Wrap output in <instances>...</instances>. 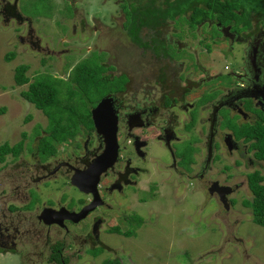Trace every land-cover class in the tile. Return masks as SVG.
<instances>
[{
  "label": "flooded vegetation",
  "instance_id": "1",
  "mask_svg": "<svg viewBox=\"0 0 264 264\" xmlns=\"http://www.w3.org/2000/svg\"><path fill=\"white\" fill-rule=\"evenodd\" d=\"M39 1L45 11L30 15L24 6L27 0H0L2 31L16 27L11 35L16 39L17 50L7 53L13 55L11 61L20 55L38 56L40 65L49 68L60 63L64 70L76 55L62 46L72 44L71 38L79 32L75 26L71 32L66 31L57 16L69 21L80 14V33H94L95 40L102 39L98 26L89 23L76 0H68L57 10L52 0ZM52 18L55 26L45 23L38 27L40 21ZM204 27L210 29V35L201 34ZM236 28L234 24L204 19L195 28L200 34L197 42L203 44L197 45L198 51L177 38L181 31L166 33V46L173 47L177 54L185 49L191 54L231 57L237 63L236 72H231L227 64L214 72L201 61H193L187 67V59L167 52L156 59L162 66L157 71L150 62L145 71L134 70L136 63L127 66L133 70L109 63L114 68L109 74L126 78L122 90L103 97L111 99L117 117L116 162L100 176L94 195L72 184V179H80L104 149L103 138L94 126L88 132L82 129L74 142L67 140L59 149L56 147L55 155L29 153L30 157L23 159L20 176L15 177L17 184L6 182L4 188H10L1 195L0 255L21 254L23 264H80L88 258L97 259L104 252L112 254L104 237H133L143 224L137 209L145 207L149 218L156 213L150 204L157 202L162 192L166 196L174 193L177 198L188 187L216 200L225 209L219 195L223 190L229 207L226 211L238 205L246 208L244 202L253 198L250 176L257 175L258 184L264 185V160L257 156V145L264 139V27L252 20L248 32L238 34ZM50 30L58 36L50 35ZM93 52L103 53L93 49L89 56ZM44 74L67 81L61 75ZM157 146L163 149L164 157L154 151ZM18 160L19 156L12 158L14 164ZM144 194L151 198L143 199ZM89 207L83 219L71 220ZM45 209L52 210L46 220L55 222H45L41 216ZM122 220L126 222L124 231L119 223ZM111 221L115 223L109 225ZM115 260L118 259L113 256L108 261Z\"/></svg>",
  "mask_w": 264,
  "mask_h": 264
},
{
  "label": "rangeland",
  "instance_id": "2",
  "mask_svg": "<svg viewBox=\"0 0 264 264\" xmlns=\"http://www.w3.org/2000/svg\"><path fill=\"white\" fill-rule=\"evenodd\" d=\"M253 1L255 2V0ZM66 2L69 1L52 0V6H55L57 10L63 8L67 4ZM76 3V6L83 10L89 23L97 25L98 33L103 36L102 39L95 40L94 33L93 35L81 34L79 13V16H76L73 20L69 19V21L62 16H57L56 19H60L61 23H64L66 31L71 32V29L75 26L77 32H79L71 38L72 44L65 43L62 46L65 49H70L76 55L75 59L64 70L60 68V63H56L49 68L40 65L38 56L20 55L21 57L18 56L11 62L6 61L5 56L7 53L11 50H17L15 48L16 39L14 35H11L12 31L15 32L16 27H9L4 33L2 31L4 29L1 28L3 25L0 24V110L4 109V112L0 113V145L5 142L10 145L18 144L23 139L22 134L26 133L23 150L19 155V160L15 163L16 165L21 163V166H15L11 155L6 156L4 163H0V201L1 195L10 188V186H7L5 189V183L14 182L17 184L15 177L20 176L19 172L23 169V159L30 157V152L27 150L28 145L35 147L37 144L39 137L32 139L34 128L38 125L41 126L40 135L43 136L45 135L43 130L47 125V119L42 112L20 95L21 92L27 90V85H15L13 80L14 68L22 64L28 65L27 76L31 80L39 73L61 75L68 80L69 70L89 56L93 49L105 53L106 62L109 59L107 63H114L115 65L136 63V53L132 49L129 48L130 53H133L123 58L119 54L122 56L126 52H118V50L116 52L115 50V45L118 42L119 47H127V45L132 47L130 40L120 31H122V22L125 20L123 7L127 5L129 8H134L136 6L134 1L76 0ZM24 4L30 15L34 13L42 14L45 11L44 5L39 0H27ZM258 9L264 11V5H258ZM54 21L53 18L50 21H40L38 27H42L45 23L50 24L51 27L55 26ZM168 25V31H174V29L176 32L181 31V34L176 35L177 38L191 45L193 49L199 50L197 45L201 42L198 43L197 38L200 34L195 29L188 32L185 25L180 22L175 23L177 28L174 27L173 22ZM248 29L236 28L238 34L246 33ZM209 30L204 27L201 34L210 35ZM50 33L55 37L58 36L55 31L50 30ZM214 34L215 37L218 36L216 32ZM121 50H124V48ZM174 51L173 47L166 46V52L169 55L174 56L176 54L180 58L187 59V67L193 61H201L208 68L211 67L214 72L222 70L221 68L226 64L231 68V72H236L238 68L233 58L227 57L225 59V56L221 54L211 56L203 55V53L191 54L185 49L177 54ZM88 106L90 105L87 101ZM27 117H30L28 122H26ZM78 137L80 136L78 135ZM66 141L67 139L62 142L56 141L57 149ZM162 150L159 146L154 147V151L158 155L164 154ZM40 155L44 156L42 153ZM3 164H6V167L2 168ZM14 183L11 184L15 185ZM33 185L31 184L32 187ZM188 189L184 194L183 191L178 194L177 198H175L174 193L173 196H166L163 195L165 192H162L158 197V201L150 204L152 212L155 211L156 213L149 215V218H147L145 207L137 209L136 213L143 218V224L133 237L126 238L121 234L109 238L104 237L103 242L111 248L112 254L104 252L97 259L88 258L80 264H100L103 259L108 258L109 260L113 256L119 260L120 264H190L191 262L192 264H264V228L253 223L249 208L246 209L238 205L226 211V209L219 206L216 200L208 199L202 193L193 192L191 187H188ZM246 195L250 196V193L247 191ZM143 196V199L148 200L151 198L146 197V194ZM127 205H130V203H127ZM114 223L115 221H111L109 225ZM119 223L122 231H124L126 222L122 220ZM21 256V254H2L0 255V264H23Z\"/></svg>",
  "mask_w": 264,
  "mask_h": 264
},
{
  "label": "trees",
  "instance_id": "3",
  "mask_svg": "<svg viewBox=\"0 0 264 264\" xmlns=\"http://www.w3.org/2000/svg\"><path fill=\"white\" fill-rule=\"evenodd\" d=\"M133 1L136 5L134 8H129L127 5L123 7L125 20L120 31L131 40L132 47H128L129 45L119 47V42L116 45L118 52H126L122 56L119 54L122 58L133 53H130V49L136 53V65L134 64L133 67L137 71H145V65L148 66L149 62L156 71L159 67L162 68L156 59L167 55L166 41H169V37L166 35V28L170 22H173L175 28H177L176 22L184 24L188 32L193 31L196 25L206 18L215 19L223 25L234 24V28L239 25L250 28L252 20L264 27V11L258 9V5H264V0H255V2L253 0ZM122 48L124 50H121ZM140 52L143 53V57L139 55ZM12 57V54H8L5 59L11 61ZM105 59V53L93 52L91 56L75 65L67 81L44 73L37 74L31 80L27 76L28 65L22 64L15 67L13 75L15 85H27V90L20 95L41 111L47 119V125L43 130L45 135H40L41 126L34 128L32 139L39 138L35 147L28 145V152L32 154L36 152L39 156L42 153L44 157L55 155L56 141L67 139L74 142L82 129L85 131L93 129L90 109L106 94L120 91L126 85L125 77L108 73L114 68ZM124 66L129 65L124 63ZM126 67L124 68L127 70L131 68ZM87 101L90 105L88 107ZM2 112L4 109L0 110V113ZM29 120L30 117H27L26 122ZM22 137L18 144L10 145L5 142L0 145V163H3L8 155L14 159L20 155L26 133H23ZM257 146L260 148L257 156L264 160V139ZM259 180L257 175L250 176L249 190L253 198L251 201H245L244 206L251 210L253 223L264 228V185H259ZM103 264H120V262L105 261Z\"/></svg>",
  "mask_w": 264,
  "mask_h": 264
},
{
  "label": "water",
  "instance_id": "4",
  "mask_svg": "<svg viewBox=\"0 0 264 264\" xmlns=\"http://www.w3.org/2000/svg\"><path fill=\"white\" fill-rule=\"evenodd\" d=\"M91 119L96 133L103 138L104 149L101 154L94 159L88 169L83 172L84 174H82L80 179H72V184L85 193H93L96 195V185L99 182L100 176L113 167L118 157L117 117L111 107L110 98L101 99L91 110ZM224 194L225 192L223 190L219 192L220 199L225 209H228L229 207L225 201ZM90 209L91 207L83 209L75 219L72 218L71 220L78 221L79 219H83ZM50 214H52V210L45 209L42 211L41 215L48 224L55 222L46 220Z\"/></svg>",
  "mask_w": 264,
  "mask_h": 264
}]
</instances>
